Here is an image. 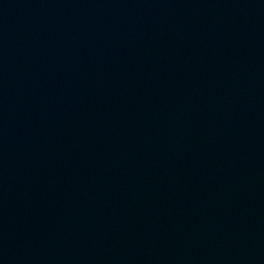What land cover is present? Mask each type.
<instances>
[{"label": "water", "instance_id": "water-1", "mask_svg": "<svg viewBox=\"0 0 264 264\" xmlns=\"http://www.w3.org/2000/svg\"><path fill=\"white\" fill-rule=\"evenodd\" d=\"M0 264H264V0H0Z\"/></svg>", "mask_w": 264, "mask_h": 264}]
</instances>
